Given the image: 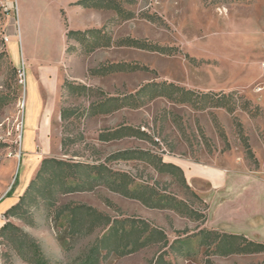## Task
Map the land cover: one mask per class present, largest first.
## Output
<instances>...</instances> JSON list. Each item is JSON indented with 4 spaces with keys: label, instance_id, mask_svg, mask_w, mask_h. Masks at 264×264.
<instances>
[{
    "label": "rangeland",
    "instance_id": "obj_1",
    "mask_svg": "<svg viewBox=\"0 0 264 264\" xmlns=\"http://www.w3.org/2000/svg\"><path fill=\"white\" fill-rule=\"evenodd\" d=\"M73 1L0 0V200L9 189L11 195L21 192L43 157L101 162L124 149L155 153L178 165L184 177L183 162L225 170L235 178L264 175V108L256 99L263 83L245 72L243 62L252 60L244 50L245 41L223 45L209 42L206 34L208 25L222 29L223 17L241 15L239 6L253 0H132L124 3L134 13L128 20L112 10L70 5ZM144 13L160 16L164 24L144 19ZM90 27L103 28L113 41L129 36L177 51L167 55L112 45L87 52L65 36L68 28ZM112 62L138 63L149 70L89 73ZM162 80L200 93H235L234 109L209 105L197 109L159 97L109 114L91 115L88 110L101 94H127L146 82ZM67 83L91 90L81 93ZM63 109L66 119L60 116ZM123 124L143 130L151 140L132 136L97 140L100 130ZM107 165L188 201L205 218L192 220L168 209L148 208L102 186L60 195L54 206L38 199L28 205L24 219L0 214L2 223L9 220L19 228L0 237V264H35L33 244L47 264H77L102 229L72 234L54 219L55 207L65 203H84L111 218H143L166 235V245L152 243L124 255L103 251L102 264H153L159 253L164 264H264V253L220 256L198 243L197 231L207 227L206 199L212 191L202 176L185 177L186 189L179 179L142 160L119 159ZM178 238L188 241L170 247Z\"/></svg>",
    "mask_w": 264,
    "mask_h": 264
},
{
    "label": "trees",
    "instance_id": "obj_2",
    "mask_svg": "<svg viewBox=\"0 0 264 264\" xmlns=\"http://www.w3.org/2000/svg\"><path fill=\"white\" fill-rule=\"evenodd\" d=\"M124 3H132V0H75L70 5L112 10L123 20L133 18L134 13L125 9ZM141 17L152 23L164 24L162 18L156 14L144 13ZM65 36L67 40H74L85 46L87 52L112 45L167 55L177 51L173 46H162L129 36L113 41L103 28L90 27L83 30L68 28ZM148 70L147 66L138 63L112 62L91 68L89 73L92 75H106L114 72ZM65 85L70 89L80 90L81 93H87L91 90L90 87L84 84L67 83ZM101 95L99 100L89 105L88 110L91 115L109 114L123 108H138L148 101L159 97L175 103H188L197 109H205L209 105L225 107L227 111L231 112L234 109L235 102L233 99L236 94L200 93L162 80L146 82L135 89L134 92L127 94ZM236 97L240 98L241 96ZM60 116L62 119H66L67 114L64 109L61 110ZM128 136L151 140L150 136L143 130L125 124L100 130L97 134V140L107 142ZM65 140L66 138L62 139V145L65 144ZM244 145L247 152L251 153L246 141H244ZM119 159L142 160L159 173L171 174L179 179L186 189H189L183 171L178 165L163 161L160 156L148 150H118L107 155L101 162L43 157L34 176L18 196L17 201L9 206L3 214L7 217L24 219L25 215L29 213L28 205L38 199L47 201L49 206H54L60 195L92 191L102 186L124 197L135 199L148 208L168 209L192 220H203L205 218L204 213L195 209L188 201L177 198L173 194L166 192L165 189L158 190L154 185L147 182L136 181L128 172L115 170L107 165L108 161ZM11 193V189H9L4 196L7 197ZM191 194L197 197L193 192ZM107 203L110 204V202ZM53 214L54 219L59 220L62 224L65 223L72 234H90L96 228L102 229L101 234L94 239L86 254L77 264H102L100 255L103 251L105 254L124 255L135 252L152 243H163L164 245L167 243L165 233L143 218H111L109 215L84 203L61 204L55 207ZM11 230H19V228L9 220L3 222L0 225V237L6 236ZM197 236L198 243L204 245L210 254L228 256L264 253V243L250 240L242 234H231L200 228L197 231ZM186 241H188V238L175 239L170 244V247L174 245V242L181 245ZM31 249L35 264H47V260L42 256L36 244H33ZM153 264H164L162 253L158 254Z\"/></svg>",
    "mask_w": 264,
    "mask_h": 264
},
{
    "label": "crops",
    "instance_id": "obj_3",
    "mask_svg": "<svg viewBox=\"0 0 264 264\" xmlns=\"http://www.w3.org/2000/svg\"><path fill=\"white\" fill-rule=\"evenodd\" d=\"M253 2L239 6L241 15L223 17L222 29H215L213 24L212 27L208 25L206 34L209 42L223 41V45L228 44V41L229 44L234 42L233 46L239 41L246 42L243 47L249 51L252 60L242 65L245 72L253 74L256 81L263 83L256 99L264 108V0ZM249 42L255 46H250ZM183 165L187 170L185 177L200 175L211 183L212 191L206 199L207 229L242 234L250 240L264 243V175L235 178L228 171L218 168L188 166L186 162ZM23 190L0 200V214L17 201Z\"/></svg>",
    "mask_w": 264,
    "mask_h": 264
},
{
    "label": "bare ground",
    "instance_id": "obj_4",
    "mask_svg": "<svg viewBox=\"0 0 264 264\" xmlns=\"http://www.w3.org/2000/svg\"><path fill=\"white\" fill-rule=\"evenodd\" d=\"M18 6V5H17Z\"/></svg>",
    "mask_w": 264,
    "mask_h": 264
}]
</instances>
